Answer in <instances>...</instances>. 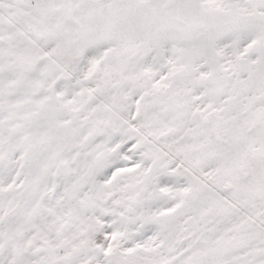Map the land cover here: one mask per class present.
Returning a JSON list of instances; mask_svg holds the SVG:
<instances>
[{"label":"snow or ice","instance_id":"1","mask_svg":"<svg viewBox=\"0 0 264 264\" xmlns=\"http://www.w3.org/2000/svg\"><path fill=\"white\" fill-rule=\"evenodd\" d=\"M0 264H264V0H0Z\"/></svg>","mask_w":264,"mask_h":264}]
</instances>
